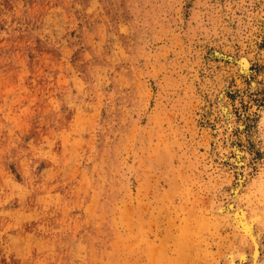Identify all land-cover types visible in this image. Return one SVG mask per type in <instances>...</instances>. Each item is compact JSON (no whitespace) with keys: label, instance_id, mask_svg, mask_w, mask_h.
<instances>
[{"label":"rangeland","instance_id":"rangeland-1","mask_svg":"<svg viewBox=\"0 0 264 264\" xmlns=\"http://www.w3.org/2000/svg\"><path fill=\"white\" fill-rule=\"evenodd\" d=\"M250 237L264 264V0H0V264H252Z\"/></svg>","mask_w":264,"mask_h":264},{"label":"bare ground","instance_id":"bare-ground-1","mask_svg":"<svg viewBox=\"0 0 264 264\" xmlns=\"http://www.w3.org/2000/svg\"><path fill=\"white\" fill-rule=\"evenodd\" d=\"M239 66L242 68V69H244V70H246L247 69V67H248V64H247V62H246V60H244V59H242V60H240L239 61ZM243 216V215H242ZM257 217L258 216H256L255 217V214H254V220L256 221L257 220ZM241 219H242V217H241ZM249 219V218H248ZM252 220H253V218H252ZM254 220H253V222H254ZM237 223H238V225L240 226V227H242L244 230H246V232H250V226H248L245 222H243V221H240V220H238L237 221ZM259 223V222H258ZM245 233V232H244ZM254 234V233H253ZM245 234H243V236H244ZM245 236H247V235H245ZM244 238V237H243ZM251 238V237H250ZM249 238V239H250ZM250 242H251V245H252V249H251V256H250V259L253 261V263L254 264H256L255 262H256V260H257V258L259 257V245H258V242H257V240L255 239V238H251L250 239ZM229 257V259L227 260L228 261V263L227 264H244L246 261H247V256L245 255V254H243V253H240V254H235V256L234 257H238V261L237 262H235L234 261V257H233V255H230V256H228ZM252 263V262H251ZM252 263V264H253Z\"/></svg>","mask_w":264,"mask_h":264}]
</instances>
